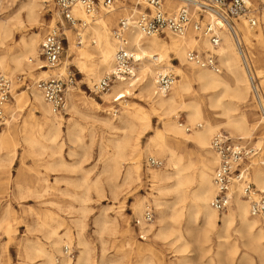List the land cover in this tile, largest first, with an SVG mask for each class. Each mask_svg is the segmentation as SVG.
Returning <instances> with one entry per match:
<instances>
[{"label": "bare ground", "instance_id": "bare-ground-1", "mask_svg": "<svg viewBox=\"0 0 264 264\" xmlns=\"http://www.w3.org/2000/svg\"><path fill=\"white\" fill-rule=\"evenodd\" d=\"M52 1L0 0V12L4 9L18 8L16 12L9 16L1 17L2 13H0V73L11 77L18 71L23 73L38 71V77H47L54 73V71L39 68V65L43 63L39 54L43 37L41 31L35 30L36 27L44 25L41 9H45ZM137 1L120 0L112 11L100 14L94 20H91L83 10L76 8V16L89 23V27L85 30V36H87L86 33L90 34L92 44H73L74 34L72 31H68L71 43L64 62H62L55 73L61 72L64 74L69 72L71 67L69 65L74 63L84 73L85 79L90 85L94 82H99L104 74L111 73L117 51V44L111 31L112 20L121 12L124 16L134 19L135 14H138L140 9L131 7L129 2L136 4ZM184 4L183 0H166L165 6L170 11H175L186 5ZM210 18L211 15H207V19ZM244 18L242 16L237 24V32L244 52H242V48L236 41L235 35L227 26H223L219 30L222 42L216 47L210 43L208 38L199 36L196 33H189L183 37L170 33L166 37H145L137 29H133L130 33L132 46L136 47L138 56L141 59L138 77L130 81H117L110 91L104 93L103 99L106 103L110 104L114 101L124 103L125 110L122 113L123 120L121 124L113 123L110 118H103L101 121L109 129L124 133L119 137H111L109 140L113 153L109 157L110 164L106 165V168L108 167L109 169V180L111 185H113L111 189L115 198L119 197L123 186L141 183L144 180L142 138L152 128L153 115L158 116L163 122L162 129L157 130L156 134L149 139L146 150L148 156H150L149 158L158 159L161 157L166 160L165 166L151 169L147 176L153 183L151 195L154 198L159 217L156 224H147L144 218L139 221L140 224H143L144 232H152L156 237L171 240L175 232L168 221L177 222L179 219L182 220L183 212L188 210L196 219H201L202 227L206 233L215 230L218 231V235L221 232L228 233L230 227L238 222L243 236H246L249 240V245L264 253V221L251 215L249 203L242 197L240 192L234 196L233 204L228 210L223 212V216H220L221 214L214 210L210 204L215 194L213 183L215 170L213 166L218 163V157L212 149V136L223 127H228L240 135L239 139L248 140L252 139L258 126L251 121V117L248 114L235 113L239 110V104L246 102L251 89L250 73L244 66L243 53L246 54L255 76L259 78L264 76L262 75L264 72L256 68V61L254 60L256 57L254 41L259 39V35L257 34L256 38H254L252 30ZM54 22L52 18L50 23L54 24ZM28 26L34 28V30L29 35L23 34L21 40L15 44L17 33L25 31ZM74 45L75 50L71 51L70 49ZM192 48L218 55L224 70L221 73H216L189 63L187 61V53ZM28 60H35V62L30 63ZM174 60H178L179 64H175ZM168 69H174L178 78L174 81L173 87L168 94L160 95L156 91L157 75ZM137 91L139 92L138 94ZM81 92L82 90L78 88L70 91L68 94V108L71 107L79 111L81 106H87L92 101L101 106L95 100L89 103V99L84 97V95L82 96ZM15 93L16 88L14 87L13 97L15 96L16 104L13 103L12 105L9 103L7 106V111H9L13 119L16 118L19 111H23L24 107L32 104L30 110L31 118L25 120V122L22 121L24 122V128L31 127L39 132L36 134L33 130L25 137L30 152L39 156L40 154L36 151L37 147H41L52 151L50 157L61 155L65 118L61 114L54 112L53 107L45 100L38 89L35 90L34 97L31 98V104H29L28 99L30 98L26 94ZM135 94L139 95L144 102H147L148 108L143 106V104L139 105L140 103L129 102L128 98ZM206 106L215 111L216 114L223 116L225 120L220 123H214L207 116ZM35 112H41V116L32 122L31 119L36 115ZM181 113L185 114L186 120L190 125L199 124V128H193L192 132H188L187 127H190V125L186 126L179 121ZM262 117L264 121V116ZM69 121L70 124L68 123L69 126L67 127L68 135L71 137L75 135V130L80 126V121L72 124V120L70 119ZM7 123V128L0 132V150L3 143L10 137L12 126L9 120ZM168 137H171L177 144L194 142L201 148L208 149V153L212 156L208 159V162L203 163L198 168L197 178L189 172L193 167L192 163L183 161V156L177 152L173 143H169ZM105 146L110 148L109 145ZM255 146L260 151L251 158V178L258 189L264 190V152H262L264 150V141L260 139L255 143ZM12 162L13 158L6 162L0 158V168L10 166ZM119 179L122 183H118ZM195 181L196 186L191 187ZM123 191L125 192V190ZM170 193L176 194L175 201L171 203L166 197ZM83 200L86 201V198ZM124 208L125 206L122 205L121 211H124ZM132 208L134 213L142 218L145 216L144 212L145 214L147 212L146 209L151 207L146 204L145 197H138L133 202ZM84 211L86 210L84 209ZM171 211L172 214L170 215L169 212ZM5 212V216H10L12 213L10 209ZM53 213L48 211L42 216L39 214L37 221L38 228L46 232L45 236L49 240L48 247L41 245V243L38 245L36 243L35 245L32 244L34 247L33 249H28L30 250L28 251V257L32 260L34 259L32 256L36 254L42 258L41 264H58L56 252L62 253V247L70 246L76 239L82 247L79 259L73 262L72 256L64 255L61 264H90L92 249L84 236L86 230L85 218L74 220L77 232L68 225L61 231L62 220L60 221L58 216ZM112 216L105 214L103 218L96 221L101 235L108 233L116 237L121 232V223L116 217ZM53 221H57L58 226L53 225ZM191 227L188 223L185 230L190 233ZM177 228L181 227L177 226ZM177 231V237L171 242L173 245H176L177 242H182V244L176 245V251L182 253L181 259H187L189 242L182 229ZM123 232L128 235L130 243L134 244V238L130 230L127 229ZM218 237L225 236L219 235ZM207 238L210 239L211 237L209 238L207 235ZM219 246L222 247L223 243L220 242ZM147 247L148 245L146 246L144 242L137 245L140 252L147 250ZM31 250L34 252L32 253ZM220 254L222 256V253ZM262 262L264 264V259ZM141 264H144V262Z\"/></svg>", "mask_w": 264, "mask_h": 264}, {"label": "rangeland", "instance_id": "rangeland-1", "mask_svg": "<svg viewBox=\"0 0 264 264\" xmlns=\"http://www.w3.org/2000/svg\"><path fill=\"white\" fill-rule=\"evenodd\" d=\"M251 1L258 10L257 12L259 15V26L256 29H251L254 38H256L255 36L257 34L259 35V39L254 41V52L256 54L254 60L256 61V68L264 72V0ZM129 3L131 7H137V3ZM17 9L18 8L11 10L4 9L0 12L2 13L1 17L9 16L16 12ZM41 11L44 25L36 27L35 30L41 31L42 37L44 38L49 29L55 26L62 18L54 1L50 2L45 9L42 8ZM121 13L116 15L112 20V32L113 29L117 27L120 19L124 16L123 13ZM100 14H105V12H101ZM52 18L55 21L54 24L50 23ZM240 20H235L236 24H238ZM33 30L34 28L28 26L25 31L18 32L15 38V44L21 40L23 34L29 35ZM72 32L75 37V32ZM86 35L89 40H87V43L92 44L90 34L86 33ZM72 43L74 44L75 40ZM68 48L67 46L63 62L66 58ZM70 50H75V45ZM28 62L34 63L31 62V60H28ZM174 63L179 64V61L174 60ZM69 66H71L69 70H73L77 76L78 81L75 88L82 90L81 95L88 98L89 103L95 100L99 102L101 106L92 101V103L87 106H81L80 110L82 113L80 110L77 111L69 107L66 113L61 114L65 118L62 134L63 145L61 155H55L54 157H50L52 153L51 150H45L41 147H37L36 151L40 154L39 156L32 154L25 141V137L33 132L34 129L31 127L24 128L23 125L25 120L31 118V98L34 97V92L37 89L35 85L37 80L42 77L37 76L38 71L33 73L18 71L12 76L15 79L17 77L23 78L22 82L15 85V94H26L28 98H30L28 100L31 105L24 107L23 111H19L15 119H13L9 111H7L8 120L12 128L10 130V137L2 145L0 158L4 162L13 158V162L10 166L2 169L0 168V264H41L42 258L36 254L32 256V258H34L32 260L28 257V251H30L28 249H33L34 246L32 244L35 245V243L36 245L41 243V245L48 247L49 240L45 236L46 232L45 230L41 231L37 225L39 214L42 216V214L48 211L54 212L53 214L58 216L60 221L62 220V226L60 227L61 231L68 225L77 232L74 226V220L82 217L85 218L86 230L84 236L92 249L90 264H141L142 262H144V264H263L262 260L264 259V253L249 245V240L246 236H243L238 222L230 227L228 233H219L220 236H225L220 238L216 230L206 233L205 229L202 227L201 219H196L188 210L183 212L182 220L179 219L177 222H173L172 220L168 221L173 226L175 232L171 240L177 237L178 229L184 231V235L189 242L187 259H181L183 256L182 253L176 251V245L182 244L181 241L173 245L170 239L165 240L156 237L152 232H144L143 224H138V221H141L144 216L141 218L135 214L132 205L136 198L145 197L146 204L148 207H151L150 209L154 212V219L146 223L156 224L159 213L154 204V198L151 195L153 183L147 176L151 169L157 167L148 164L150 156H148L146 150L149 139L156 134L157 130L162 129L163 122L158 116L153 115L152 128L142 138V149L144 151L142 169L145 175L144 180L141 183L123 186L119 197L115 198L111 189L113 185H111L109 180V169L108 167L106 168V165L108 166L110 164L109 157L113 153L109 140L111 137H119L124 133L122 131L109 129L103 124L101 119L110 118L113 123L121 124L125 105L121 103V101H114L110 104L106 103L103 99L104 93L96 94L90 89L96 82L90 85L85 79L84 73L80 71L76 64L71 63ZM106 75L107 74H104V76ZM262 75H264V73H262ZM263 80L264 76L259 78L264 91ZM138 93L137 91V94ZM137 94L128 98L129 102L140 103L139 105L143 104V106L148 108L147 102H144ZM10 103L12 105L13 103L16 104L15 96ZM238 107L239 110L235 112L236 114H248L249 117H251V121L258 125L252 139H239L240 135L228 127H223L219 132L214 133L212 139L216 134L225 132L234 140L241 142L245 146L256 147V142L260 139L264 141V121L262 117L264 115L253 97L252 89H250L246 102H241ZM206 113L208 118L214 123H220L225 120L223 116L216 114V112L212 111L208 106H206ZM35 114V116L33 115L35 118L33 117L31 119L32 122L41 116V112H35ZM70 119L72 120L71 124L80 121V126L76 128L75 135L71 137L68 135L67 127L70 124ZM179 121L186 126L190 125L184 113H181ZM7 126L8 123L0 129V132L4 131ZM190 127L192 128L190 132H192L193 128H199V124L194 126L190 125ZM34 133L37 134L39 132L34 130ZM167 139L169 143L174 144L177 152L183 156V161L185 163H192L193 167L189 172L197 178L198 168L203 163L208 162V159L212 156L208 153V149L201 148L194 142L177 144L171 137ZM105 145H109L110 148ZM262 152H264V150ZM158 159L164 161L163 166L166 165V160L164 158L159 157ZM217 164L213 166L214 170ZM119 181L121 180L119 179ZM119 181L118 183H122V181ZM195 186L196 181L191 187ZM123 190H125V192ZM166 197L171 203L175 201L176 194L170 193V195ZM84 198H86V201L83 200ZM122 205L125 206L124 211H121ZM7 209H10L12 212L10 216L4 215ZM84 209L86 211H84ZM147 210L148 209H146V211ZM169 213L171 215L172 211ZM105 214L109 216L113 215L112 217H116L121 223V232L116 237L108 233L101 235L98 231L99 229L96 221L103 218ZM220 214V216H223V213ZM52 223L58 226L57 221H53ZM188 223L192 226L190 233L185 230ZM177 226L181 228H177ZM127 229L130 230L134 238V244L130 243L131 241H129L128 235L123 232ZM206 234L211 238L208 239ZM142 242H144L146 246L148 245V247L147 250L140 252L137 245ZM220 242L223 243L222 247L219 246ZM73 243L70 244V247L74 250L75 256L70 257L72 261L75 262L81 255L82 247L78 244L76 239ZM65 248L66 246L62 247V253L56 252L55 254L58 264L62 263L63 257L66 255ZM31 251L32 253L34 252L33 250ZM220 253H222V256Z\"/></svg>", "mask_w": 264, "mask_h": 264}, {"label": "built area", "instance_id": "built-area-1", "mask_svg": "<svg viewBox=\"0 0 264 264\" xmlns=\"http://www.w3.org/2000/svg\"><path fill=\"white\" fill-rule=\"evenodd\" d=\"M58 7L62 20L49 29L40 46V58L43 63L40 69L56 71L61 66L71 39L68 31L75 32V44L87 43L85 30L89 23L76 16V8L94 20L101 12H110L120 0H53ZM185 6L170 11L165 6L166 0H138L140 11L134 19L123 16L117 27L113 29L112 36L117 44L113 71L94 83L91 91L96 94L111 90L117 81H130L138 77L141 59L136 47L132 46L130 33L137 29L145 37L164 36L169 33L183 37L189 33L208 38L213 46H219L222 39L219 30L227 26L235 35L236 41L243 50L242 42L238 36L235 20L245 17L248 26L256 29L259 26L258 10L251 0H183ZM207 15H211L207 19ZM244 52V50L242 51ZM187 61L200 68L221 73L224 68L219 56L197 48L188 50ZM35 62V60H31ZM243 63L250 73L253 97L264 114V91L259 77L255 76L250 62L243 53ZM55 69V70H54ZM174 69H168L157 75V93L168 94L177 78ZM22 77L16 79L0 73V129L8 122L7 106L13 98V90ZM77 76L73 70L67 73H51L47 77L37 80L36 88L42 93L45 100L58 114L66 113L68 109V94L77 85ZM117 98V97H116ZM184 124V123H181ZM191 127H187L190 132ZM212 149L218 157V164L213 175L215 194L210 202L211 207L223 213L233 204L234 196L240 192L249 203L250 213L264 221V190L258 189L252 181L250 165L251 158L257 155L260 149L243 145L234 140L225 132L218 133L212 141ZM148 164L153 167L163 166V161L150 158ZM144 219L150 222L154 219V212L148 209ZM139 224V221H138ZM66 255L75 256L70 246L65 248Z\"/></svg>", "mask_w": 264, "mask_h": 264}]
</instances>
